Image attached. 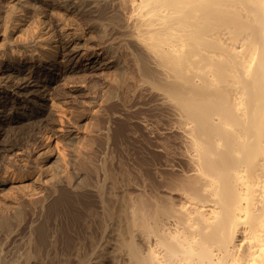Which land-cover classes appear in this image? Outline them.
<instances>
[{
    "label": "bare ground",
    "instance_id": "obj_1",
    "mask_svg": "<svg viewBox=\"0 0 264 264\" xmlns=\"http://www.w3.org/2000/svg\"><path fill=\"white\" fill-rule=\"evenodd\" d=\"M126 1L130 3L129 13L124 11ZM126 1L121 2L124 5L118 3L123 10L118 8L121 15L122 11L128 14L126 18L129 16L133 29L131 38L134 36L142 48L138 49L137 60H133L138 67L137 63L134 65L142 82L162 97L160 101L169 110L166 116L170 117L174 130L180 132V139L156 143L162 147L161 152L157 149L150 156L138 155L134 159V175L127 181L123 174L124 184L122 181L117 184L122 183L123 188L117 191V186L108 183L111 175L104 163L99 161L102 166H95L94 158L91 162L83 154L85 160L74 161L77 157L71 158L64 145L51 144L52 135L48 134L38 155L36 173L39 175L54 155L49 171L55 174L64 171L69 178L65 180L70 184L67 186L73 189L53 183L52 190L58 194L48 213L45 212L46 220L37 223L28 235L24 234L27 237L21 239L24 241L16 239L18 243L13 237L15 232L25 230L27 217L31 216L25 210L28 204L17 201L13 207L7 202L0 205V264H264V0ZM80 2L77 6L74 3L76 8L83 7L85 1ZM57 46L55 43L46 57L51 67L61 71L68 63L57 57ZM101 50L108 54L113 49ZM131 51L133 54L132 47ZM34 55L27 58H36ZM42 58L38 65H42ZM23 77L22 73H16L4 87L17 88ZM58 83L57 75L46 80L47 94H37L33 101L24 102L30 106L28 111L19 113V106L4 103L1 112H8L6 115L10 117L30 112L28 118L37 120L45 113L41 109L44 105L50 110H61L56 98ZM158 111L161 113V108ZM120 125L118 133L123 135L125 124ZM9 131L11 135L7 132L8 139L0 147L5 161L2 162L5 167H0V181L23 182L32 172L16 170V161L10 158L21 145L22 132ZM108 137L105 136L106 144ZM78 170L90 176L102 173V178L95 175L97 184L95 188L92 186L95 199L84 189L90 185L89 179L80 178L81 173L75 172ZM90 176L91 179L93 175ZM107 184L112 186L109 191ZM43 201L47 202V198ZM9 244L11 249H6Z\"/></svg>",
    "mask_w": 264,
    "mask_h": 264
},
{
    "label": "rangeland",
    "instance_id": "obj_2",
    "mask_svg": "<svg viewBox=\"0 0 264 264\" xmlns=\"http://www.w3.org/2000/svg\"><path fill=\"white\" fill-rule=\"evenodd\" d=\"M66 1L67 0H0V147H2L6 142V139H8L7 134L10 132L9 130L19 129V131L22 132L21 140L19 141L21 142V145L17 147L16 151H14L12 155H10V158L16 161V170L32 172V176L26 177L23 182H21L22 180L12 182L10 179H2V182L0 181V205L7 202L12 203L11 207H13V205H15L14 202L25 201L22 203L25 205L28 204L26 205L28 207L25 209L26 213L27 215L31 213V216L27 217L26 215V231L23 230L18 233L15 232L16 236H14L15 239L13 237V240H15L17 243L21 239L27 238L25 235L28 231L31 232V228L33 230V228L37 227L41 222L46 220L43 218H46V213L49 211L48 207H50V204L53 202L52 200H54L58 194L57 191L55 193V191L52 190L53 183H57L56 185H59L60 187L73 189V187H70V184L65 181L69 178L65 175L64 171H60V173L57 174H55L54 171H49L48 166H50L52 163L54 164L55 161L54 155H52L47 160L48 165L42 168L41 172H39L40 174L38 175L36 173V168L38 166V155L40 150L45 147L47 141L45 137L48 134L52 135L51 144H59L60 146L64 145L66 147V151H69L71 158L72 156L77 157L73 158L74 161H76V159H80V161L85 160L82 159L83 157L81 154H83L85 157L87 156L88 160L91 162L94 160L92 164L95 166L100 167L101 164L99 163H104L106 172L108 175H111L108 183L111 182L110 184L112 186H117V189L115 187L117 191H121L123 188L122 183L124 184L125 182L121 177L123 174V177L125 176L127 181L128 178H131L132 175H134V170L136 169L134 168V164L136 165L134 159L137 160V157L141 155L150 156L152 152H161L162 147L157 146L160 142H173L175 139V141H179V136H181L178 129L177 132L174 130L176 129L174 128V125H171L172 122H170V117H167L169 115V110L168 107L165 104L164 106L163 102L160 101L162 100V97L159 98L160 94L157 93V91L155 92V90H153L151 87H148V83L145 85L144 83L146 82H142V77L140 76V72L137 68L138 62H133V60H137L138 53L142 48L137 39L135 38V40L134 36L131 38L132 35H130L132 34L131 30L133 29L131 27V22L128 21L129 16L126 18L128 14L125 15V12L129 13V1L124 0V2L126 1L128 4L125 2L127 9L124 6L126 10H124L125 12L122 11L123 15L120 13L121 10H123V6H118L123 0H84L85 3L83 0H81V2H83L80 3H84L82 8L75 7V5L79 3V0H76V2H74L75 0ZM71 2H74L75 5L74 3L71 5ZM84 7L86 9H84ZM118 7H121V10H119ZM118 14L122 17V19H127V24L130 23V26H127L126 21L124 22V20L120 19L121 17H118ZM113 15L115 17H113ZM118 19H120V21H118ZM65 21H68L67 25ZM97 21H99L101 24L97 23ZM128 27L131 29H128ZM50 37H52V40ZM54 40H57V42H54ZM132 40L135 41L133 42ZM131 42H133L134 45L131 44ZM55 43L58 45L57 57H60L62 60L64 59V63H68H65L66 68H63L61 71L51 67L48 61L49 59L46 57L48 56L47 51L52 50V46L55 45ZM127 46L132 47L134 56L132 54L131 47L128 48ZM136 46L138 48H136ZM104 47H108L109 51H111L112 47V53L109 52L112 55L109 53L104 54L103 50H101V48ZM138 49H140V51ZM134 50L137 52L135 53ZM31 54H35L34 57L36 58H27L28 56L30 57ZM39 54H41V58L44 57L42 58V65H38L39 60L41 59H38L39 57H37ZM113 54H115V56ZM134 63H137V67H135ZM135 71L139 72V74H137ZM16 73H22L24 76L20 81V85L17 88L4 87V83H6V81L10 83ZM55 75H57L59 81V83L55 84V86H58L59 88L56 91V98L62 108L61 110H50L47 105H44L41 109L45 111V113L40 119L37 120L28 118V114H30V112L27 115L14 114L12 117L6 115L8 112H1L3 111L4 103L15 104V107L19 106V113L28 111L30 106L24 104L26 99L33 101V97H35L37 94L45 93L46 95L47 92H45L46 89L44 88V82L53 76L55 77ZM138 77H141V80ZM150 88L155 93L152 92V90L149 91ZM161 102L163 108L161 107ZM132 108L135 109L133 110ZM158 108L159 110L161 108V113L163 112L162 114L159 113L160 111H158ZM135 110L137 111L135 112ZM132 111L134 115L131 116ZM166 113H168V115ZM133 116L135 118H132ZM132 122H134V125ZM120 123L125 124V126L123 125L125 127L124 131L122 132L123 135L118 133L119 127L122 126ZM137 125L139 128H136ZM126 126H128L129 129H132V133L128 128H126ZM132 126L135 128L133 129ZM127 129L130 136L128 135ZM111 135H113L114 138ZM141 135L147 139L144 137L142 138ZM105 136L109 138L106 139V141L109 140L108 144L105 142ZM117 136L122 141L119 140ZM125 137L129 138L127 139ZM151 137L153 138L150 139ZM137 139L138 141H136ZM112 140L113 143H110ZM126 140L127 142H125ZM119 141H121V144ZM131 141L135 143H132ZM13 142L17 143L18 140L14 138ZM136 142H139L145 148L138 143L136 145ZM150 142L155 143V145L158 143L156 145L157 147L152 145ZM127 143H131L132 146H129L130 144L128 145ZM118 145H121L120 148ZM147 145L149 146L148 148ZM114 146L116 148H114ZM123 146L126 148H123ZM140 146L143 148L141 149ZM150 146H154L155 149L153 147V150H151L152 147ZM138 148L142 151L145 149V153H147V150L149 149V152L147 154L142 152V154L141 150L139 151ZM121 149L122 151L124 150L123 153H126L121 154ZM131 152L132 155L130 156ZM98 157H100L101 160H99ZM130 157L132 158V161H130ZM2 158L3 157L0 155V167H3V163L5 162L2 160ZM102 158H104L103 161ZM128 161H130V163H128L129 166L126 163ZM7 162H9V159H7ZM87 162L89 163V161ZM94 162L96 163L94 164ZM97 163L98 165H96ZM125 163L127 167L130 168L132 166L134 169L126 168V165H123ZM120 168L123 170V173ZM108 170H110V172ZM127 170H130L128 171L129 173L126 172ZM75 172H79V175L81 173L80 178L82 176L83 179H89L88 181L90 185H88L89 187L87 186L88 188L85 187L84 189L86 191L88 190L87 193L91 194V196H94V198H92L95 199L94 186L97 184L96 179H98V177L102 178V173L101 175L100 173L98 175L92 173L93 179H90L88 172L87 174L85 171L81 170ZM82 172H84L83 175ZM115 174L116 176H114ZM118 174L120 175L118 176ZM95 175L98 177L96 178ZM113 178L114 180H118L113 182ZM61 180L66 183H62ZM130 180L131 179H129V182ZM73 181L74 178L72 179V182ZM118 181H122V183H120L121 185L119 186L117 185L119 184ZM67 184L69 185L67 186ZM111 185L107 184L108 191L111 189ZM92 186L94 188H92ZM130 186L132 185L130 184ZM131 190L133 189H130V191ZM53 195H55V197ZM43 196L47 197L43 198ZM41 198L43 200L47 198V202L43 201ZM30 199L34 200L33 202L35 208L33 202L30 201ZM48 199H51V201H48ZM28 200L32 204H30ZM36 201H41V203L38 202L37 204ZM39 205L41 207L47 206V208H39ZM29 208H31V210ZM38 208L42 209L43 211L39 210ZM36 210H39L38 213ZM34 211L36 213H34ZM40 211L41 213H39ZM32 213H34L33 215L35 217L32 215ZM38 218L40 220H38ZM29 220L31 221V224ZM54 223L55 221H53L52 226H54ZM16 224H18V222L16 223L15 221L14 225ZM15 227L17 228L18 226L16 225ZM19 234L22 238L19 236ZM28 234L29 233H27V235ZM11 244H14V241H12ZM11 244H9L8 247ZM11 246L9 248L7 247L6 249H11Z\"/></svg>",
    "mask_w": 264,
    "mask_h": 264
}]
</instances>
